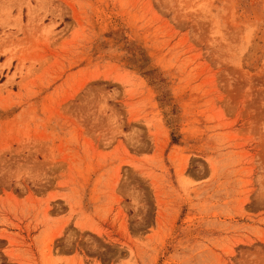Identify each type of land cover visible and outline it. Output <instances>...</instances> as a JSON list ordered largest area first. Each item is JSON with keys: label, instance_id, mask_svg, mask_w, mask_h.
<instances>
[{"label": "rangeland", "instance_id": "1", "mask_svg": "<svg viewBox=\"0 0 264 264\" xmlns=\"http://www.w3.org/2000/svg\"><path fill=\"white\" fill-rule=\"evenodd\" d=\"M0 264H264V0H0Z\"/></svg>", "mask_w": 264, "mask_h": 264}]
</instances>
